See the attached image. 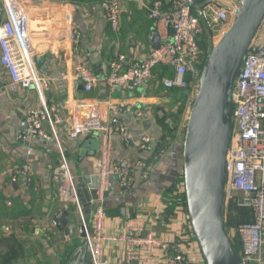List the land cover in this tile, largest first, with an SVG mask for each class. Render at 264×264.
I'll return each mask as SVG.
<instances>
[{
    "label": "crops",
    "instance_id": "crops-1",
    "mask_svg": "<svg viewBox=\"0 0 264 264\" xmlns=\"http://www.w3.org/2000/svg\"><path fill=\"white\" fill-rule=\"evenodd\" d=\"M102 3L103 0L24 3L31 21L35 69L49 79L46 102L49 107H55L64 120L60 125V144L77 187L80 178L89 177L92 185L95 183L99 152L94 150L98 134L75 141L69 138L72 120L85 102L102 103L105 121L111 117L105 101L125 107L120 120L130 128L134 144L126 145L116 137L114 161H150L156 150L171 148L147 180H141L140 171L134 170V188L130 194H122L116 177L110 179V189L104 197L105 228L106 233L119 235L135 222L145 229L144 236L151 233L158 238L178 240L183 234L178 208L168 214L164 193L183 173V137L190 112L184 91L164 89L162 79L175 76L167 65L155 69L153 78L141 88L126 85L111 94L106 84L111 74L110 63L115 57L125 56L128 67L146 59L154 50V32L159 34L162 43L171 41L174 35L171 28L158 26L139 5L127 1L122 4L121 27L113 33ZM72 31L81 35L75 49ZM212 35L217 39L219 29L209 35L208 47L212 46ZM1 58L0 47V264H88L81 222L67 181L65 178L55 180L62 167L56 142L39 136L18 138V131L28 128L29 112L40 109V97L33 88L15 84ZM78 63H85L98 76V86L91 94L83 91L79 81L71 79ZM64 74L70 79H64ZM139 113L142 115L138 116ZM44 131L49 133L47 124ZM145 135L153 140L148 150L137 146ZM25 166L31 168V182L17 174ZM15 175L17 180L13 182ZM229 215V210H225L226 222ZM88 216L91 224L93 210ZM61 218L68 222L65 228L59 222ZM55 220L59 222L58 227L53 225ZM183 227L186 235L182 238L187 240L192 257L206 264L199 245L195 244L197 240L190 220ZM228 234L232 242L241 247L236 228H230ZM127 252L125 244L105 242L104 257L109 264H126ZM262 260L264 263V248ZM131 264H166V261L159 252L149 259L145 251L139 250Z\"/></svg>",
    "mask_w": 264,
    "mask_h": 264
},
{
    "label": "built area",
    "instance_id": "built-area-1",
    "mask_svg": "<svg viewBox=\"0 0 264 264\" xmlns=\"http://www.w3.org/2000/svg\"><path fill=\"white\" fill-rule=\"evenodd\" d=\"M41 1L0 0L1 62L11 72L15 84L33 88L40 97V109L29 112L28 128L26 131H18V138L39 136L56 142L62 167L55 180L65 178L67 181L68 192L81 226L85 229L84 242L90 257L88 264H109L104 257L105 242L127 245L126 264H131L133 256L139 250L145 251L149 259L159 252L166 264H204L192 257L191 249L186 246L187 240L182 238L186 235L183 226L189 220L183 207L177 209L180 231H183L178 240L158 238L151 233L144 236L145 229L135 222L130 223L127 231L122 234L106 233L104 197L110 189V179L116 177L122 194L128 195L134 188V170L140 171L141 180H147L171 149L156 150L150 161H114L116 137L126 145L134 143L130 128L120 120L125 107L118 106L113 101H105L111 114L108 121L104 120L103 104L99 101L81 104L69 132V138L73 141L91 134H98L100 140L95 163V176L99 180V187L97 199L91 201L94 220L86 225L87 214L78 195L76 179L69 169L60 144V125L64 120L56 108L49 107L46 102L49 79L38 74L35 69L31 21L24 3ZM125 1L139 5L158 26L173 29L174 36L171 41L162 43L160 49L153 50L146 59L136 61L128 67L125 66V56L115 57L110 63L111 74L106 80L110 93L113 94L126 85L141 88L153 78L155 69L167 65L174 70L175 76L162 79L164 89L188 91L186 99L191 109L207 55L199 45L204 27L211 33H214V27L219 29L220 35L217 39V36L212 35V45L216 44L233 26L236 13L242 7V0H213L201 9L197 7L198 0H154L151 3L148 0H103L102 8L113 33H117L121 27L122 4ZM71 35L75 49L80 43L81 35L78 31H72ZM63 78L68 80L70 76L64 74ZM71 79L79 81L86 94H91L99 83L98 76L85 63L76 64ZM232 100L233 133L226 158L225 210L233 203L235 209H245L249 214V221L236 228L242 247V264H264V22L250 44L249 53L235 82ZM46 124L49 133L44 131ZM137 146L148 150L152 148L153 140L145 135L138 141ZM17 174L27 177L28 182H31L29 166H25ZM12 179L16 182L17 175ZM179 192H185L184 185L180 186ZM53 225L58 227L59 222L55 220ZM6 232L11 233V230L6 229Z\"/></svg>",
    "mask_w": 264,
    "mask_h": 264
},
{
    "label": "water",
    "instance_id": "water-1",
    "mask_svg": "<svg viewBox=\"0 0 264 264\" xmlns=\"http://www.w3.org/2000/svg\"><path fill=\"white\" fill-rule=\"evenodd\" d=\"M204 5L197 1L198 8ZM263 22L264 0H242L231 29L210 47L186 124L184 188L189 220L206 264H242L226 228V158L233 133L235 82ZM161 45L159 34L154 32V50ZM182 94L186 98L188 91ZM97 142L95 151L100 149V140ZM94 179L93 185L89 177L78 180V195L87 209V226L91 201L97 199L99 187L98 178ZM59 222L64 228L68 223L64 218ZM80 231L85 238L84 226Z\"/></svg>",
    "mask_w": 264,
    "mask_h": 264
},
{
    "label": "trees",
    "instance_id": "trees-1",
    "mask_svg": "<svg viewBox=\"0 0 264 264\" xmlns=\"http://www.w3.org/2000/svg\"><path fill=\"white\" fill-rule=\"evenodd\" d=\"M198 1L200 2V4H205V3H210L213 0H198ZM210 34H211V32L206 27H204V32H203L202 38L199 40L200 48L205 53V55L208 54V52L210 50V47H208V39H209ZM182 185H184V172L182 173V176H180L176 180V183L164 193V201L168 204V214L169 215L174 213V211L180 207H183L188 212L186 194H185V192L184 193L179 192L180 186H182ZM233 205L234 204L232 203L229 206L228 210H229L230 214H232L235 211L239 212V213L242 212V217L245 220L242 223L249 221L248 212L245 209H235V207ZM233 216L234 215H229V217H230L229 222L228 221L226 222L227 231H229L230 228L234 227L233 222H234L235 217H233ZM233 245H234V248L237 251V253L240 254L241 247L236 242H233Z\"/></svg>",
    "mask_w": 264,
    "mask_h": 264
},
{
    "label": "rangeland",
    "instance_id": "rangeland-1",
    "mask_svg": "<svg viewBox=\"0 0 264 264\" xmlns=\"http://www.w3.org/2000/svg\"><path fill=\"white\" fill-rule=\"evenodd\" d=\"M213 31H216V27L213 28ZM231 215H234L233 217H235V218H234V222H233L235 228H237V226L240 225V223L242 224V222L245 221V220L243 219V217H242V212H240V213L233 212ZM229 218H230V217H229ZM229 218H228V222H229ZM79 219H80V218H79ZM80 222H81V221H80ZM196 242H197V241H196ZM196 242H195V244H196ZM197 244H198V243H197ZM197 244H196V245H197Z\"/></svg>",
    "mask_w": 264,
    "mask_h": 264
}]
</instances>
